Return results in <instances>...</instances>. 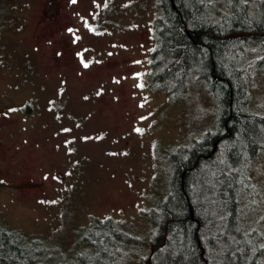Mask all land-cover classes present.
<instances>
[{
  "label": "rangeland",
  "instance_id": "obj_1",
  "mask_svg": "<svg viewBox=\"0 0 264 264\" xmlns=\"http://www.w3.org/2000/svg\"><path fill=\"white\" fill-rule=\"evenodd\" d=\"M46 1L0 0V106L30 98L33 89L50 95L56 83L64 84L69 100L61 108L63 120L40 112L32 119L15 117L14 129L17 137L28 139H76L72 151L63 145L55 151L57 161L43 163L37 174H49V179L58 171L65 174L67 193L58 199L53 181L45 179L50 186L40 197L2 196L0 226L67 257L90 247L91 219L118 223L121 238L104 235L107 247H135L133 240L149 243L154 228L150 218L169 189V156L214 129L215 104L201 88L170 101L155 85L150 55L157 0H67L65 35L77 55L69 61L56 35L38 37ZM91 25L100 34L90 33ZM77 59L91 64L82 66ZM252 88L254 106L264 114V78L255 77ZM45 94L40 95L43 100ZM13 138L0 127V166L10 159L23 163L5 148ZM258 162L252 178L264 187V162ZM253 204L260 208L259 199ZM251 217L250 234L255 235L263 215L259 210ZM124 237L130 244L120 240ZM141 249H127L132 250V264H144L148 250Z\"/></svg>",
  "mask_w": 264,
  "mask_h": 264
},
{
  "label": "trees",
  "instance_id": "obj_2",
  "mask_svg": "<svg viewBox=\"0 0 264 264\" xmlns=\"http://www.w3.org/2000/svg\"><path fill=\"white\" fill-rule=\"evenodd\" d=\"M157 6L152 79L170 101L201 88L215 104V126L171 153L168 193L150 218L153 237L134 246L148 250L144 264H264V187L252 178L264 162V114L252 93V80L264 78V0ZM259 210L260 232L252 235ZM109 234L121 238L117 222L91 219L90 247L67 257L0 226V264H132L127 249L135 247H107Z\"/></svg>",
  "mask_w": 264,
  "mask_h": 264
},
{
  "label": "flooded vegetation",
  "instance_id": "obj_3",
  "mask_svg": "<svg viewBox=\"0 0 264 264\" xmlns=\"http://www.w3.org/2000/svg\"><path fill=\"white\" fill-rule=\"evenodd\" d=\"M66 1L67 0H47L45 5L46 9H44L41 14L42 20H39L40 22H38L37 27L39 26L38 37L40 39H48L55 35L59 38L58 42L62 52L69 61L73 57L77 58V55L74 56V48L69 43V37L65 35V24L68 22V18L63 8ZM47 12L49 13L48 15ZM90 33L97 36L100 34V31H98L94 25H91ZM80 60L81 61L78 60V63L82 66H89L91 64L90 61ZM68 61H64L63 64L66 66L69 65L70 63ZM52 89L55 91H51V96L45 94L48 90L43 91V89H41L38 92V89H33L34 91H30V98L18 102V104H11V106H0V127L14 137L13 140L10 141L8 147L5 148H8L9 151L23 160V163H21L14 162L10 159L4 166H0V197L6 195H22L23 193L34 198L40 197L39 194L44 195L50 186L45 179L53 181L54 189L60 193L58 199H63L66 196L65 180L67 178L65 174L59 171L55 172L53 173L54 175H51L52 179L47 178L49 174H47V177L43 178H39L37 174L43 163L46 164L47 162L51 163L57 161L55 151H60L63 145L69 152L70 150L72 151L76 145V139L69 137L64 138L63 141L61 139L57 140L58 142L53 141V139L44 138L47 136H42V139H34V137L28 139L17 137L16 135H19V131L14 129L15 122L17 121L15 117L32 119L40 112L48 119L51 118L54 120V118H56L63 120L64 115L61 108H64L69 100L66 87L60 81L59 84L56 83ZM42 94L47 96L45 100L40 97Z\"/></svg>",
  "mask_w": 264,
  "mask_h": 264
}]
</instances>
